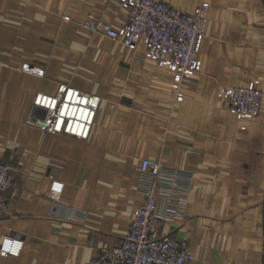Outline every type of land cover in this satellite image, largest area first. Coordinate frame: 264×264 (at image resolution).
Returning a JSON list of instances; mask_svg holds the SVG:
<instances>
[{
    "label": "crops",
    "instance_id": "0c3cea01",
    "mask_svg": "<svg viewBox=\"0 0 264 264\" xmlns=\"http://www.w3.org/2000/svg\"><path fill=\"white\" fill-rule=\"evenodd\" d=\"M162 1L190 13L202 0ZM207 1L201 68L181 80L176 100L166 68L81 26L90 13L123 25L116 0H0V160L16 168L0 239H23L0 264H86L102 242H120L142 198L143 157L191 176L172 232L187 239L192 264H264V0ZM25 61L44 75L21 71ZM254 77L262 112L240 129L217 89ZM60 82L100 97L86 139L29 122L35 93ZM55 179L62 208L53 215ZM66 206L85 217L66 218Z\"/></svg>",
    "mask_w": 264,
    "mask_h": 264
},
{
    "label": "built area",
    "instance_id": "2783aa9c",
    "mask_svg": "<svg viewBox=\"0 0 264 264\" xmlns=\"http://www.w3.org/2000/svg\"><path fill=\"white\" fill-rule=\"evenodd\" d=\"M116 1L127 10L123 25L114 27L102 17L90 13L81 26L118 40L130 50L141 51L143 57L166 68L173 78L175 99L181 100V80L197 74L201 68L199 52L207 26L208 1L202 0L190 13L162 0ZM19 68L26 73L44 75L42 66L28 61L21 63ZM217 93L240 122V129L245 128V121L262 112L263 90L258 77L241 86H220ZM99 102V95L60 82L54 93H35L29 122L46 132H63L86 139ZM15 170L13 165L0 160V214L8 203L5 193L14 187ZM138 171L137 187L142 198L132 211L126 233L117 244L102 242L97 254L86 264H192L195 256L187 239L172 232L174 225L184 217L190 174L154 157L141 158ZM61 189L62 182L53 180L48 192L51 200L49 213L53 215L62 208L59 201ZM85 215L83 208L66 206V218H84ZM5 239L9 241V249L17 241L23 245L22 238L7 234L0 239V249H3ZM4 255L14 254L9 251Z\"/></svg>",
    "mask_w": 264,
    "mask_h": 264
},
{
    "label": "clouds",
    "instance_id": "9594fccd",
    "mask_svg": "<svg viewBox=\"0 0 264 264\" xmlns=\"http://www.w3.org/2000/svg\"><path fill=\"white\" fill-rule=\"evenodd\" d=\"M38 74L39 75H43L42 72H39ZM8 243H9V241L7 239H5L4 245H3V249H0V255L7 254V252H9V251H11V253L14 254V255L18 254L19 249L22 246L21 243L17 241L15 243V245L13 247H11L10 249L8 247Z\"/></svg>",
    "mask_w": 264,
    "mask_h": 264
},
{
    "label": "snow or ice",
    "instance_id": "6c2138e0",
    "mask_svg": "<svg viewBox=\"0 0 264 264\" xmlns=\"http://www.w3.org/2000/svg\"><path fill=\"white\" fill-rule=\"evenodd\" d=\"M69 98L71 99V94L69 95ZM84 102L87 103V100L85 99ZM58 126H59V124H58ZM56 187H57V189H59L60 186L57 185Z\"/></svg>",
    "mask_w": 264,
    "mask_h": 264
}]
</instances>
